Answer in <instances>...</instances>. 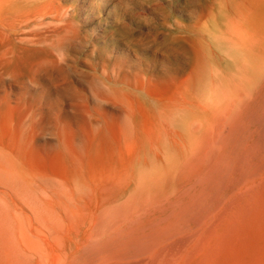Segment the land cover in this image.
Here are the masks:
<instances>
[{
    "label": "bare ground",
    "instance_id": "1",
    "mask_svg": "<svg viewBox=\"0 0 264 264\" xmlns=\"http://www.w3.org/2000/svg\"><path fill=\"white\" fill-rule=\"evenodd\" d=\"M230 1L229 11L212 0L204 20L192 5L199 22L178 24L188 28L180 39L195 36L200 53L177 91L155 90L161 78L148 74L112 92L122 107L112 139L120 148L95 191L51 192L46 212L20 203L5 216L0 209V264H264V82L236 103V86L264 75V0ZM48 4L0 0V49L51 41L53 62H63L76 33L62 34L67 23ZM9 51L2 61L15 59Z\"/></svg>",
    "mask_w": 264,
    "mask_h": 264
},
{
    "label": "rangeland",
    "instance_id": "2",
    "mask_svg": "<svg viewBox=\"0 0 264 264\" xmlns=\"http://www.w3.org/2000/svg\"><path fill=\"white\" fill-rule=\"evenodd\" d=\"M41 1L48 2V10L66 21L67 31L62 34L70 37L76 33V36L61 63L53 62L55 52L48 45L55 44L51 41L47 45L10 41L8 47L0 49V53L13 50L9 52L15 58L4 62L0 57V199L10 202L5 211L1 207L6 203L0 200L4 216L8 207L11 213L19 203L50 211L51 192L72 198L70 194L76 197L95 191L94 181L99 180L102 166H111L109 159L115 147L120 148L112 139L116 135L115 121L119 120L116 114L122 107L112 92L127 84L131 87L148 74L163 79L154 83L155 88L150 83L155 90L177 91L184 71L192 69L200 53L195 36H190L188 42L180 39L188 28H179L178 24L190 27L199 22L189 14L192 5H198L197 14L204 20L212 3V0ZM224 3L230 11L232 1ZM205 44L210 46V41L205 40ZM203 57H208L206 51ZM148 60L152 62L149 65ZM8 173L11 184L7 182ZM48 180L49 184L55 181L58 185H48ZM17 191L25 196L17 195ZM68 202L72 206V201ZM2 216L1 213L0 220ZM9 218L13 227L15 222Z\"/></svg>",
    "mask_w": 264,
    "mask_h": 264
},
{
    "label": "clouds",
    "instance_id": "3",
    "mask_svg": "<svg viewBox=\"0 0 264 264\" xmlns=\"http://www.w3.org/2000/svg\"><path fill=\"white\" fill-rule=\"evenodd\" d=\"M189 14L191 16L193 15L191 6H190ZM260 82H264V75H262L260 77V80L257 81L256 83L252 81L251 75H249L245 77L243 82H241L240 84L236 86V95H237L236 103L238 106H242L244 103L251 100L254 94L255 88L257 86V83H260Z\"/></svg>",
    "mask_w": 264,
    "mask_h": 264
}]
</instances>
